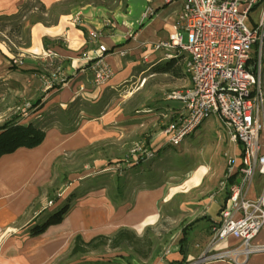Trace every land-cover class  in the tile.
Wrapping results in <instances>:
<instances>
[{
  "label": "crops",
  "instance_id": "1",
  "mask_svg": "<svg viewBox=\"0 0 264 264\" xmlns=\"http://www.w3.org/2000/svg\"><path fill=\"white\" fill-rule=\"evenodd\" d=\"M181 8L182 0H0V18L20 16L21 20H35L33 24L27 21L28 45L19 49L14 59L0 44V83L9 87L15 102L31 98L36 104L28 121L18 118L15 122L42 127L41 120L51 109L66 114L69 107L74 109L79 103L94 105L106 87L115 88L128 78L140 76L144 67L162 63L163 53L153 52L152 47L168 38ZM92 32L97 34L96 39L90 37ZM99 45L107 49L103 56L113 76L106 85L95 88L91 66L100 55ZM49 52L54 55L46 57ZM177 59L179 63L182 60L181 56ZM43 77L51 81L48 86L41 80ZM185 86L190 87L188 79ZM182 106L178 102L177 109ZM78 111L84 115V110ZM68 126L65 122L59 127L63 130ZM59 127H45V139L38 147L21 148L0 158V264H50L67 252L76 236L89 241L98 235L110 236L119 229L144 228L149 219L153 220L151 225L158 218L157 204L167 193L160 185L140 190L132 206L118 208L103 191H92L81 200L76 198L61 224L30 237L29 229L39 224L25 217L36 196V177L49 173L53 160L64 152L92 144L98 132L97 122L80 121L71 132L60 133ZM232 146V155H236L238 148ZM204 172L189 187L195 195L185 211L189 212L187 217L194 216L187 222L192 224L182 235H175L178 245L172 244L164 253L151 256L149 262L144 259L143 264H174L183 256L199 255L209 244L211 226L219 221L220 211L227 203L229 185L219 190V182L215 188L212 178L202 186ZM230 180L238 184L240 175L235 174ZM263 189L264 177L255 172L245 186L246 199L257 200ZM214 204L218 206L215 219L210 216ZM227 244L232 246L237 241L228 239ZM252 244L264 245V228ZM246 264H264V252L250 255Z\"/></svg>",
  "mask_w": 264,
  "mask_h": 264
},
{
  "label": "rangeland",
  "instance_id": "2",
  "mask_svg": "<svg viewBox=\"0 0 264 264\" xmlns=\"http://www.w3.org/2000/svg\"><path fill=\"white\" fill-rule=\"evenodd\" d=\"M257 18L258 10L252 11L246 25L250 26L251 21ZM19 21L23 26L20 33L12 29L17 23L15 19L0 22V27L4 26L0 28V44L6 46L7 54L13 59L19 49L27 46L28 40L29 19L22 18ZM183 40L186 41L185 34ZM257 55L261 66L260 81L263 84L264 42ZM181 58L174 68L178 70V76L155 70L166 62L163 60L155 67H144L140 76L128 78L115 88L106 87L94 105L79 103L74 109L73 106L69 107L66 114L57 108L45 113L41 120L42 127H59L66 122L69 125L67 128L63 127L62 130L59 127V132L63 133L71 132L80 121L97 122L98 132L92 144L64 152L60 158L53 160L49 173L36 177V196L26 218H33L40 224L49 213L66 203L72 207L76 198L81 200L92 191H103L109 202L117 208L121 205L132 206L140 190L160 185L167 193L157 204V220L150 225L153 220L149 219V224L144 228L127 230L137 237L147 236L152 241L146 262L151 260V256L164 253L172 244L178 245L174 242L175 235H182L192 224L187 222L194 217H187L189 212L185 211L189 209L187 205L192 204L190 198L195 195L189 187L197 181L201 171H205L202 186L213 178L216 188L226 168V155L233 154L228 135L215 116L206 119L179 145L172 146L166 141V129L177 126L181 112V109H177L178 102L169 97L189 87L185 86L187 79L190 81L184 64L186 54H182ZM10 64L13 65L12 60ZM9 91L7 85L0 83V126L17 121L18 118L28 121L35 111L34 99H20L17 103L10 97ZM27 104L29 109H26ZM78 109L84 110V115H80ZM38 171L37 168V174ZM217 209V204H214L210 211L214 219L217 218ZM151 227L154 230L151 231ZM70 247L72 242L67 252L53 259L50 264H134L135 260L139 263L144 260L125 247L117 250L104 247L77 256L69 255ZM199 255L185 258L183 264Z\"/></svg>",
  "mask_w": 264,
  "mask_h": 264
},
{
  "label": "built area",
  "instance_id": "3",
  "mask_svg": "<svg viewBox=\"0 0 264 264\" xmlns=\"http://www.w3.org/2000/svg\"><path fill=\"white\" fill-rule=\"evenodd\" d=\"M254 10H258V18L247 26ZM90 37L96 39L97 34L92 32ZM263 42L264 0H182L168 38L152 47L153 52L163 53L166 61L186 54L185 70L191 83L187 90L169 97L183 106L177 126L165 131L166 141L179 145L215 116L229 142L238 148L236 155H226L219 190L228 184L229 197L219 221L211 226L210 242L197 258L184 264H246L250 255L264 252V245L252 244L264 228V189L255 201L244 194L255 172L264 177V85L260 61L254 58L256 47L260 53ZM98 51L100 55L91 66L95 88L106 85L113 76L103 56L107 49L99 45ZM51 55L49 52L46 57ZM43 82L51 83L45 78ZM29 107L27 104L26 109ZM235 174L240 175V182L229 184ZM228 239L237 244L228 245Z\"/></svg>",
  "mask_w": 264,
  "mask_h": 264
},
{
  "label": "trees",
  "instance_id": "4",
  "mask_svg": "<svg viewBox=\"0 0 264 264\" xmlns=\"http://www.w3.org/2000/svg\"><path fill=\"white\" fill-rule=\"evenodd\" d=\"M20 16L13 18H0V22L4 20L15 19L16 24L13 26V30L22 31V23L19 22ZM31 24L35 22L30 18ZM4 26H1L2 28ZM25 45H28V40ZM254 58H257V47L255 49ZM178 63V59H172L163 63L155 70L164 74H173L178 76L177 69H174ZM155 67V66H154ZM46 128L37 126L33 123L20 124L15 121L6 122L0 126V158L5 155H10L16 150L33 149L42 144L45 139ZM232 184V180L229 181ZM70 205H66L57 208V210L48 214L46 219L40 223L35 224L29 229V236L36 237L43 234L49 227L61 224L66 214L70 210ZM182 242V240H181ZM152 241L147 237H137L134 233L127 229H119L111 236L98 235L90 239L89 241H84L80 236H76L73 239L72 247L70 249V256L86 255L91 252L98 251L101 248H108L110 250H117L122 247L127 248L141 259H146L149 252H151ZM185 257L174 264H183Z\"/></svg>",
  "mask_w": 264,
  "mask_h": 264
}]
</instances>
